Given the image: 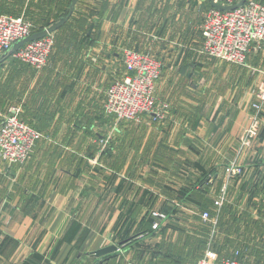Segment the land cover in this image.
<instances>
[{"label":"crops","instance_id":"crops-1","mask_svg":"<svg viewBox=\"0 0 264 264\" xmlns=\"http://www.w3.org/2000/svg\"><path fill=\"white\" fill-rule=\"evenodd\" d=\"M211 7L212 0H0V14L24 17L34 30L64 18L53 30L47 65L34 71L22 63L20 87L0 90L6 106L17 105L19 117L43 134L23 165L0 161V264H94L92 252L142 232L133 223L150 230L148 218L133 216V208L154 206L179 190L171 189L169 177L177 175L182 157L197 158L188 153L190 144L206 138L194 131L202 126L205 135L226 142L240 135L253 86L264 78V50L250 52L244 67L217 63L218 87L156 90L159 104L169 102L165 119L116 122L103 108L106 88L125 71L122 48H150V55L169 63L175 41L176 63H196L201 19ZM185 72L165 70L162 76L185 79ZM220 159L225 157L216 155L210 164L220 166ZM214 172L216 186L227 182L222 169ZM221 208L214 207L216 218ZM245 220L235 229L239 247L234 236H225L229 251L221 257L236 250L245 255Z\"/></svg>","mask_w":264,"mask_h":264},{"label":"rangeland","instance_id":"rangeland-1","mask_svg":"<svg viewBox=\"0 0 264 264\" xmlns=\"http://www.w3.org/2000/svg\"><path fill=\"white\" fill-rule=\"evenodd\" d=\"M208 11H210L209 8L205 12L204 18L201 19L202 22L200 21L201 34ZM50 33L53 35L52 52L54 47V31ZM155 38L159 40V38ZM163 39H166L164 42L171 43L167 38ZM162 40H160V42ZM173 45L175 46L174 50H177L175 41H173ZM252 47L253 45L250 48L251 51H253ZM148 49L149 50L146 51L148 53H144L130 48H122L121 63L127 73L124 57L126 52H138L139 54H146L154 59L153 61L157 63L156 67L159 69L158 77L154 83L155 97L156 90H172V92L173 90H183L185 93H188L187 90H209L212 84L214 87H218L216 80L221 83L222 79L219 78L220 73L217 74V63H219L218 68H221V64H225L229 68H235V66H247L248 60V55H246V60L242 63L222 61L204 54L200 45L198 47L199 56L196 63L194 62L191 65L176 63V60L172 56L174 50L171 56L168 57L169 63H164L162 62L163 58L161 56L152 53L150 55L151 49ZM256 49L264 50V44L262 47H256ZM47 62L41 68H34L32 66L27 67L29 65L25 63H23V65H27L24 67L31 68L34 71H39L47 65ZM19 63L11 58L0 59V90H9L12 92V90H17L20 87L18 84L16 86V82L20 77L16 71L22 62ZM207 65L208 68H206ZM188 66H190L189 73L185 72ZM181 68H184V72L188 78L176 79L169 74L165 75L166 77L162 76V72L165 70L171 72L174 69L178 71ZM231 70L232 69H230V71ZM263 82L264 78L258 79L253 86V91H251V95H253L251 99L253 100L249 105L248 112L252 114V116L256 115V112L253 110V105L257 102L256 98L259 95L261 96L264 92V90H259ZM160 84L163 85V88H159ZM216 89L218 88H213V90ZM2 98L1 96L0 99ZM105 100L106 98H104V102H106ZM155 100L156 105H158L159 102L157 97ZM3 102L5 106L8 104V100L4 98L2 100V103ZM10 102L11 101H9V103ZM163 104L164 105L160 107L162 109H167L169 102ZM153 106V112H156L155 108L157 107L155 103H153ZM11 107L19 108L17 105L9 104L4 110H0V114H9V109ZM166 109L163 112L164 114L167 113ZM200 113L202 114L203 112ZM148 116L150 117V115ZM163 116H161V119L166 118V116ZM113 119L116 122L124 121L118 120L116 117ZM20 120L22 119L20 118ZM152 120L156 121V119ZM200 122L204 123V120ZM31 127L37 130L35 127ZM249 130L250 131H247L243 135H239L229 142H226L227 140L223 138V136L219 141H216L217 137H208L203 133L204 128H202V126L199 128V133L193 130L194 134L197 133L201 137L206 136V138L202 137L203 142H194L190 144V152L188 153L193 155L194 152H196L195 155H197V158L195 157V159H193V156L191 159L182 157L179 163V169L177 167L175 169V174L177 175H175V177H169L170 181L168 185H170L171 189L172 184H174L179 190L174 189L175 192L172 197L169 196L168 198L158 199L157 201L159 204H155L154 206L133 208V216L137 218L140 216L148 218L149 223L146 224V226L150 225V230L147 231L144 229V222L141 224L133 223V226H142L136 230H142V232L135 234L136 232L133 230L131 235L121 240L122 242L113 243L117 246L118 250L107 260L100 261L101 263H99L100 259L94 258V264H191L198 258V254H204L207 247L213 249V252L216 254H228L229 248L223 249L224 237L225 235L231 236V240L233 241H235L236 238L239 247L241 239L236 234L237 232H235V229L242 224L244 218L247 222V230H244L243 242H241L243 245L240 248L245 253V256L252 262L264 263V108L258 114L257 123ZM37 132L42 139L43 134L38 130ZM35 148L34 146L32 153L35 151ZM205 154L208 158H204ZM216 155L225 157L223 160L220 159V166L210 164L214 163L213 160L214 158L216 159ZM204 162L205 166L203 165ZM219 169L224 171L227 180V182H223L222 186H216L213 180L215 174L214 170ZM171 178L174 179L171 181ZM204 180H206L205 183L200 186L201 182L203 183ZM177 183L179 185H176ZM221 194L224 199L222 207L226 209L224 213L228 212V217L234 216V218L230 220L234 221L235 224L231 229L230 227L227 228V224L224 222L222 223L223 228H218V224H221V221L219 219L220 217L216 218L217 211H215L213 207V201ZM204 211H207L210 215L207 221L202 217ZM154 224H157L155 228L153 227ZM225 228H227L228 231H226ZM120 242L122 244L119 245ZM231 244L234 246V243L231 242Z\"/></svg>","mask_w":264,"mask_h":264},{"label":"built area","instance_id":"built-area-1","mask_svg":"<svg viewBox=\"0 0 264 264\" xmlns=\"http://www.w3.org/2000/svg\"><path fill=\"white\" fill-rule=\"evenodd\" d=\"M240 1L213 0L222 6L235 5ZM209 10L203 25L201 45L202 52L207 56L242 63L246 60L252 45L254 47L252 49L255 50L264 43V0H246L244 4L234 9L211 7ZM33 33L32 23L24 17L0 14V59L12 58L34 68L43 67L52 49L51 33L25 42L13 51L15 43ZM124 57L127 73L125 71L123 76L116 78L106 89L104 112L108 116L124 121H138L143 115H150L151 119H161L165 110L160 106L164 104L156 105L154 96V83L159 74L157 63L148 55L138 52H126ZM259 90H264V82ZM256 101L253 105L256 115L249 114L240 135L250 131L249 129L257 123L258 114L264 108V92ZM153 103L157 107L156 112H153ZM9 111V114H0V161L7 165H23L27 162L40 135L37 130L20 120L19 108L11 107ZM223 201L221 194L215 198L213 206L220 209ZM202 217L207 221L210 215L204 211ZM156 226L157 224L153 225L154 228ZM195 264L264 263L252 262L240 254L239 250L230 257H221L206 249Z\"/></svg>","mask_w":264,"mask_h":264},{"label":"water","instance_id":"water-1","mask_svg":"<svg viewBox=\"0 0 264 264\" xmlns=\"http://www.w3.org/2000/svg\"><path fill=\"white\" fill-rule=\"evenodd\" d=\"M245 1L246 0H241L238 4L230 5V6H222L220 4H216V3H214L212 1V6L214 8H217V9H234L235 7H238V6L242 5V4H244ZM74 2H75V0H73V3ZM63 22H64V18H61L56 24L52 25L51 27H48V28H46V29H44L42 31L33 33L29 37H26L23 40L15 43L13 45V51L16 50V49H18L25 42H28V41H31V40H34V39L43 37L47 33L52 32L56 27H58ZM121 242L119 243V245L122 244ZM117 250H118V248H117V246L115 244H110V245H107V246H104V247H102L100 249L95 250L94 252H92L93 253L92 255L95 256V258L100 259L99 260V263H101L102 262V257H104L106 255H109V254H112V253L116 252ZM99 263H96V264H99Z\"/></svg>","mask_w":264,"mask_h":264},{"label":"trees","instance_id":"trees-1","mask_svg":"<svg viewBox=\"0 0 264 264\" xmlns=\"http://www.w3.org/2000/svg\"><path fill=\"white\" fill-rule=\"evenodd\" d=\"M33 31H37V32H39L40 30H34V29H33ZM34 33H36V32H34ZM263 44H264V43H262L259 47H262ZM252 50H253V49H252ZM253 51H254V50H253ZM253 51L250 50V52H253ZM258 51H260V49H255L254 52H258ZM250 52H249V53H250ZM249 53H248V54H249ZM37 140H38V139H37ZM37 140H36V142H37ZM35 145H36V143H35ZM31 153H32V152H31ZM205 181H206V180H204L203 183L201 182L200 186L203 185V184L205 183ZM225 210H226V209H225L224 207H222L221 210H220V215H219L220 218H219V217H218V218L220 219L221 224H220V223L218 224V228H219V229H220V228H223V225H222L223 222L226 223V224H227V228L230 227V229H231L232 227H234V225H235V224H234V221H230L232 218H234V216H230V217L227 216V218H224L225 215H223V213L225 212ZM227 228H225L226 231H228ZM148 233H149V232H148ZM225 236H226V235H225ZM129 245H130V244H129ZM114 253H115V252H114ZM112 254H113V253H112ZM112 254H109V255H106V256L102 257V261H103V260H104V261L107 260L109 257L112 256ZM197 257H200V255L198 254ZM196 259H197V258H196Z\"/></svg>","mask_w":264,"mask_h":264}]
</instances>
